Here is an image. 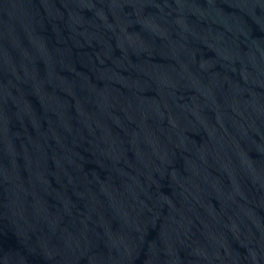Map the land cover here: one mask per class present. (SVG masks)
<instances>
[{"label":"water","instance_id":"1","mask_svg":"<svg viewBox=\"0 0 264 264\" xmlns=\"http://www.w3.org/2000/svg\"><path fill=\"white\" fill-rule=\"evenodd\" d=\"M0 264H264V0H0Z\"/></svg>","mask_w":264,"mask_h":264}]
</instances>
